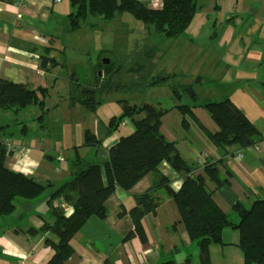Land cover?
Wrapping results in <instances>:
<instances>
[{"label":"crops","instance_id":"obj_1","mask_svg":"<svg viewBox=\"0 0 264 264\" xmlns=\"http://www.w3.org/2000/svg\"><path fill=\"white\" fill-rule=\"evenodd\" d=\"M142 1L153 9L161 7V0ZM206 4L209 6V1ZM218 4L203 16L202 12L197 13V19L186 31H200L207 25L208 16L214 18L213 23L216 22L214 16L221 17L220 26L223 27L218 43L224 69L229 68L224 73L229 84L221 91L220 99L208 97L207 100L229 98L259 131L256 141L259 142L264 139V0H220ZM69 12V0H0V77L32 89L42 87L48 90L45 112L40 119V110L34 105L17 114L0 112V126L14 125L18 131L16 135L13 127L8 128L12 137L10 134L6 141L11 142L14 151L7 156L5 165L47 185L40 197L18 202L14 212L0 221V264H47L51 259L54 250L45 244L44 236L28 234L27 230H39L44 223L51 225L54 222L47 199L70 180L71 160L76 156L88 160L99 158L93 148L83 146L85 131L102 140L103 150L134 132L130 119L124 118L114 132L108 133V122L121 113L118 100L134 104L169 102L160 131L168 141L176 142L186 162L194 163L202 156L206 161L223 164L219 169L228 182L219 187L209 183L208 187L214 202L224 213L234 217L232 208L237 202L250 205L264 195V144L260 151L253 145L244 149L236 146L218 148L207 135V132L217 131V126L202 108H191L186 115L187 126L183 127L182 114L175 107L177 102L171 92L165 89L168 88L166 84L157 85L163 87L158 92L159 87L148 88V95L142 91H111L102 97L103 103L95 110L78 102L70 103L72 85L93 82L92 73L94 75L98 62L81 68V77H76L78 63H82L78 54L69 61L76 68H68L63 48L60 53V48L52 47L48 58L54 59L58 65L49 71L39 66L40 56L45 55L44 49L56 37V41L61 42L60 33L71 31L66 19ZM62 62L64 66L60 64ZM61 67L72 75L69 78V75H61L58 70ZM56 96V101L52 102ZM50 117L54 123L49 122ZM15 121L22 124H14ZM22 126H25L24 131ZM225 168L229 176L225 174ZM158 170L170 179L174 190L179 189L182 174L174 173L165 163H161ZM101 175L105 183L104 171ZM151 184L152 175L147 174L128 191L116 187L105 202L106 218L101 220L92 216L82 224L70 240L73 252L63 264H184L187 259V264H202L199 248L188 241L177 206L171 198L163 199L154 213L141 219L146 243H141L134 235L125 238L126 233L133 231L128 216L135 206L133 196L147 192ZM59 205V200L54 202V206ZM238 240L237 230L224 229L223 244L209 246L207 263L244 264L237 247Z\"/></svg>","mask_w":264,"mask_h":264},{"label":"trees","instance_id":"obj_2","mask_svg":"<svg viewBox=\"0 0 264 264\" xmlns=\"http://www.w3.org/2000/svg\"><path fill=\"white\" fill-rule=\"evenodd\" d=\"M69 7L66 19L71 31L80 29L89 17L110 21L117 15L122 17L126 14L143 24L153 26L156 34L168 39L185 33L199 12L198 0H161V7L158 9L150 8L142 0H69ZM51 45L44 49L45 55L39 58V66L45 71L58 65L54 59L48 58ZM147 58L148 60H140L141 62L134 60L135 68L130 72L139 74L132 83L135 85L134 89L128 91L134 92L137 89L143 92L151 86L167 83L170 76L175 75L154 77L143 88L138 89L144 82L145 77L141 74L147 68L146 62L152 57ZM101 70L105 74L103 79L97 75ZM121 71L129 72V68L123 70L112 62L108 66L98 62L93 82L72 85L70 103L78 102L95 110L103 103V95L129 89L130 85L114 82V77ZM168 87L173 93V100L177 102L175 107L182 114L183 127L187 126L186 115L191 108H202L214 121L217 131L206 132L218 148L236 146L244 149L252 146L259 138V131L229 98L201 102L192 85ZM47 92L46 88L32 89L0 77V112L17 114L34 105L40 110V119L45 112ZM183 95H187L192 103H183ZM118 104L121 113L108 122V133L114 132L124 118L130 119L134 132L103 150L102 140L90 131H85L83 146L93 148L99 158L88 160L76 156L72 159L70 180L59 186L47 199L54 222L51 225L44 223L39 230H27L28 234L44 236L45 244L54 250L47 264H63L71 256L73 250L70 240L88 218H106L105 202L116 187L128 191L147 174L152 175V184L147 192L133 196L135 206L128 212L133 231L125 234L126 239L134 235L141 243H146L141 219L154 213L163 199L171 198L177 206L188 241L197 244L199 248L202 264H208V249L211 244H223L222 232L226 228L238 231L237 247L244 264H264V195L257 197L250 205L237 202L232 208L234 217L224 213L214 202L212 191L208 187L209 183L219 187L228 182V178L219 169L223 164L203 159L200 167L196 161L186 162L180 155L176 142L168 141L160 131L162 117L167 112L160 102L131 104L128 100H118ZM14 124L22 123L15 121ZM13 126H0V221L14 212L18 202L40 197L47 186L34 177L13 171L5 165L7 156L14 151L11 142L6 141L11 134L8 128ZM24 129L25 126H22V131ZM161 163L167 164L174 173L183 175V182L178 190H174L170 179L159 172L158 166ZM224 170L229 176L226 168ZM101 171H104L105 183ZM57 200L61 205L69 206L71 214L64 213V206H54ZM188 261L187 259L184 264Z\"/></svg>","mask_w":264,"mask_h":264},{"label":"rangeland","instance_id":"obj_3","mask_svg":"<svg viewBox=\"0 0 264 264\" xmlns=\"http://www.w3.org/2000/svg\"><path fill=\"white\" fill-rule=\"evenodd\" d=\"M207 1H209V6L206 4ZM219 2L220 0H199L198 13L202 12L203 16L215 6H219ZM214 10L217 11V9ZM214 17L216 22L213 23L214 18L208 16L207 25H204L200 31L197 30L195 33L185 31L179 37L170 39L156 34L153 26L143 24L126 14L122 17L117 15L115 19L110 21L89 17L88 21L82 24L79 30L60 33L62 45L60 41H56L58 40L56 37V40L52 42V47L53 49L60 48L61 53L63 48L65 52L64 59L66 64L68 63V68H76L69 61L71 57L78 54L82 63H78L76 77H81L80 69L85 68L87 64L101 62L102 60L115 63L116 67L119 66L123 70L129 68V72L121 71L120 74L114 77V82L117 84L131 86L129 89L120 90V92L124 90L131 92L128 90L134 89L133 86L135 85L132 83L139 74L134 75L130 72L135 68L133 67L134 60L136 59L135 62L144 61L148 60L147 56H151L152 58L146 62L147 68L141 74L142 77H145L144 82L139 85L138 89L143 88L154 77H166L175 74L166 81V87L181 84L192 85L199 101H206L208 97H213L215 100L220 99L221 91L229 84V80L224 76L229 68L224 69L225 65L220 54L221 47L218 43L221 34L220 28L223 27V25L220 26L221 17H218V15ZM91 24H93V27H91ZM60 64L64 66L63 62ZM58 70L61 75H69L68 78L72 75L71 72L65 71L62 67ZM100 72H102L100 77L103 79L105 74L102 70ZM231 72L229 71L228 74H231ZM92 77H95L93 73ZM156 87L159 88L156 89ZM150 88L156 89L157 92L163 89L161 86H151ZM149 89L146 88L143 93L148 95ZM165 89L173 94L170 87ZM134 92L139 91L136 89ZM56 99L57 96L55 99L53 97L52 102ZM58 99H60V96ZM156 102L159 101L154 103ZM182 102L192 103L187 95H184ZM161 103L164 108L169 104V102ZM49 122L54 123L55 120L50 117ZM15 128L13 127L17 135L18 131Z\"/></svg>","mask_w":264,"mask_h":264},{"label":"built area","instance_id":"obj_4","mask_svg":"<svg viewBox=\"0 0 264 264\" xmlns=\"http://www.w3.org/2000/svg\"><path fill=\"white\" fill-rule=\"evenodd\" d=\"M56 1H58V0H56ZM262 144H264V139H263L262 141L255 142V143L253 144V147L255 148V150L260 151L261 148H262ZM21 152H22V151H21ZM239 158H241V155H239ZM202 160H203L202 156L196 158V162L198 163V165H199L200 167H201Z\"/></svg>","mask_w":264,"mask_h":264},{"label":"bare ground","instance_id":"obj_5","mask_svg":"<svg viewBox=\"0 0 264 264\" xmlns=\"http://www.w3.org/2000/svg\"><path fill=\"white\" fill-rule=\"evenodd\" d=\"M64 213L66 214V215H69V214H71V212H72V209L69 207V206H66V207H64Z\"/></svg>","mask_w":264,"mask_h":264},{"label":"flooded vegetation","instance_id":"obj_6","mask_svg":"<svg viewBox=\"0 0 264 264\" xmlns=\"http://www.w3.org/2000/svg\"><path fill=\"white\" fill-rule=\"evenodd\" d=\"M98 62H99V61H98ZM100 63H101L103 66H108L111 62L109 63V61H106V60L104 61V60H102ZM98 73H99V75L101 74L100 71H99ZM98 73H97V75H98ZM99 75H98V76H99Z\"/></svg>","mask_w":264,"mask_h":264}]
</instances>
